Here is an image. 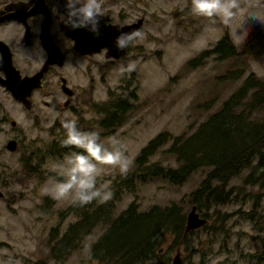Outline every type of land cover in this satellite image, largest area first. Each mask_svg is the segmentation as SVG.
I'll use <instances>...</instances> for the list:
<instances>
[{
  "label": "rangeland",
  "instance_id": "rangeland-1",
  "mask_svg": "<svg viewBox=\"0 0 264 264\" xmlns=\"http://www.w3.org/2000/svg\"><path fill=\"white\" fill-rule=\"evenodd\" d=\"M240 2L241 13L230 26H225L219 19L212 22L194 16L190 11L191 0H142L141 15L145 14L147 20L139 31L141 38L132 43L130 51L120 61L106 62L101 55L89 57V89L82 94V99L87 97L76 112L65 108L63 119L75 118L82 130L100 133L102 141L117 138L126 143V155L132 160L131 171L140 150L158 132L169 131L174 135L197 126L209 114L208 111L220 106L249 72L264 79V50L254 57H244L246 69L243 77L222 84H217L216 77L237 61L221 60L212 54L204 57L202 63L186 66L190 58L211 48L225 34L240 50L248 37L253 38L255 33L264 35V26L249 18L251 12L264 15V0ZM129 63L136 64V70L130 76L121 72ZM111 89L131 95L132 105L128 120L109 133L99 124L103 114L97 107L99 103L109 101ZM132 92L136 95L133 96ZM213 95H217L216 103L208 111L197 106L198 102ZM255 117H264V108L258 110ZM25 121L30 124L29 117ZM29 135L37 140V144L31 158L25 159L24 163L36 171H29L18 161L20 153H7L0 161V188L3 191L0 196V264H8L10 259L13 264H35L39 259H48V264H99L89 253L106 224L85 237L64 261L50 256L52 229L60 226L64 230L70 222L78 219L74 213H65L71 206L69 200L57 202L42 194L44 188H51L58 180L51 169L62 163L68 154L62 146L59 151L50 153L56 148L60 135L61 140L64 138L65 132L44 123L34 127ZM165 146L152 160L175 166L172 156L163 151ZM243 171L230 182L235 186L234 192H238L235 201L213 213L207 223L209 228L194 229L172 249L168 248L171 238L166 237L162 247L169 253L165 254L169 255L170 264L178 251L181 264H264L257 255L264 244V188L242 186L249 168ZM4 174L9 175L7 183H3ZM120 175L118 168H102L98 184L106 185L113 193L115 188L120 189V185L114 184L121 179ZM204 175L203 170L195 171L186 182L176 185L161 178L137 180L135 191L124 188L120 197H115L114 213L118 214L132 201L146 210L154 204L164 206L185 198L183 205L187 214L191 208L186 202L187 195ZM244 191L245 194L262 192L259 207H256L261 216L246 217L245 211L253 208V202L252 205L251 201L248 202ZM225 213L229 214V219L223 223Z\"/></svg>",
  "mask_w": 264,
  "mask_h": 264
},
{
  "label": "trees",
  "instance_id": "trees-1",
  "mask_svg": "<svg viewBox=\"0 0 264 264\" xmlns=\"http://www.w3.org/2000/svg\"><path fill=\"white\" fill-rule=\"evenodd\" d=\"M259 39V40H255ZM264 50V35L248 37L242 49L232 43L228 34L223 35L207 50L201 51L190 58L186 66L202 63L214 54L218 59H233L235 64L228 66L216 77L217 84L231 82L243 77L245 73L244 57H254ZM135 96V92H132ZM111 98L98 104L97 110L103 116L99 124L103 130L112 133L128 120L131 109V95L110 90ZM213 95L198 102L201 110L208 111L216 102ZM264 108V79L249 72L240 85L228 94L219 107L208 111L209 114L190 126L184 133L172 135L169 131L156 134L139 152L134 160V169L127 175H120L115 181L112 199L105 204L93 202L85 207L71 204L65 213L78 216L62 230L54 227L50 233V256L58 261H64L99 226L106 224L99 239L90 250V257L99 264H170L167 250L162 243L166 237L171 238L168 248L178 247L192 231L186 232V211L182 198L168 204H154L149 209L142 210L136 201H132L118 214L115 211V197L121 195L124 188L136 190L137 180L161 178L176 184H182L187 178L199 170L205 175L188 193L186 202L196 205L200 215L209 219L220 207L235 201V186L230 185L232 179L249 168L242 179V186H261L264 188V117H255L256 112ZM61 137V136H60ZM50 153L59 151L60 141ZM166 145V146H165ZM55 146V144L53 145ZM172 156L175 166L164 165L153 161L152 157L162 147ZM64 152L69 153L68 148ZM27 166L29 171L36 169ZM244 197L253 205L246 217L253 219L258 213L262 192L245 194ZM229 219V214L222 217L223 223ZM203 228H209L208 224ZM162 248L163 252L160 253ZM168 253L167 255L165 253ZM258 257L264 260V244L258 252ZM35 264H48V259H39Z\"/></svg>",
  "mask_w": 264,
  "mask_h": 264
},
{
  "label": "flooded vegetation",
  "instance_id": "flooded-vegetation-1",
  "mask_svg": "<svg viewBox=\"0 0 264 264\" xmlns=\"http://www.w3.org/2000/svg\"><path fill=\"white\" fill-rule=\"evenodd\" d=\"M102 3L100 32L93 34L64 26V0H0V161L7 153H20L23 164L37 144L29 135L34 127L46 123L62 132L65 108L76 112L87 97L82 99L89 89V57L115 62L130 51L136 40L125 42L120 57L108 55L117 50V36L139 32L146 23L142 0ZM126 25H134L132 32L126 33ZM2 179L10 181L8 174Z\"/></svg>",
  "mask_w": 264,
  "mask_h": 264
},
{
  "label": "clouds",
  "instance_id": "clouds-1",
  "mask_svg": "<svg viewBox=\"0 0 264 264\" xmlns=\"http://www.w3.org/2000/svg\"><path fill=\"white\" fill-rule=\"evenodd\" d=\"M64 26L73 31L86 29L93 34L100 32L101 19L104 16L102 0H64ZM191 13L212 22L217 19L230 26L242 11L240 0H191ZM251 21L264 26V15L249 13ZM141 38L139 32L121 34L116 37L117 50H123L125 39L135 41ZM136 70L135 63H129L121 69L129 76ZM61 126L65 132L60 144L71 149L62 163L51 171L58 177L51 188H44L42 194L59 202L69 200L72 205L85 207L95 202L105 204L112 199L106 185L98 184L102 168H118L122 175L130 171L132 160L126 155L128 146L117 138L102 141L100 133L85 131L78 126L75 118H64ZM8 264H13L10 259Z\"/></svg>",
  "mask_w": 264,
  "mask_h": 264
},
{
  "label": "water",
  "instance_id": "water-1",
  "mask_svg": "<svg viewBox=\"0 0 264 264\" xmlns=\"http://www.w3.org/2000/svg\"><path fill=\"white\" fill-rule=\"evenodd\" d=\"M142 21V20H140ZM139 24H136L135 27L134 25H126L125 31L126 33H130L134 28H137ZM127 41V39L125 40V42ZM100 49V47H97ZM89 49V53H93L99 49ZM126 52V45L124 47L123 50H116L112 53H108V55H112L114 54L115 57H120L122 54H124ZM0 195H3V191L0 189ZM207 223V218L203 215H200L198 212V209L196 207V205H192L191 208L189 209V212L186 214V232L188 233L189 230H194L196 228H201L203 225H205ZM162 250V248L160 249V251ZM172 264H181V257H180V252L178 251L173 259H172Z\"/></svg>",
  "mask_w": 264,
  "mask_h": 264
}]
</instances>
